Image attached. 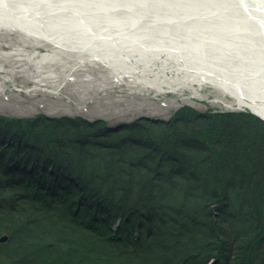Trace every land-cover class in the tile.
Listing matches in <instances>:
<instances>
[{
	"label": "trees",
	"instance_id": "1",
	"mask_svg": "<svg viewBox=\"0 0 264 264\" xmlns=\"http://www.w3.org/2000/svg\"><path fill=\"white\" fill-rule=\"evenodd\" d=\"M250 119L183 107L111 146L100 120L0 116L25 139L0 151V264H264V122Z\"/></svg>",
	"mask_w": 264,
	"mask_h": 264
},
{
	"label": "rangeland",
	"instance_id": "2",
	"mask_svg": "<svg viewBox=\"0 0 264 264\" xmlns=\"http://www.w3.org/2000/svg\"><path fill=\"white\" fill-rule=\"evenodd\" d=\"M71 1L73 0H43L39 4H34L29 0H6L3 5L11 7L15 3L18 5V12H24L29 16L39 13L36 15L39 20L48 19L49 21V18L58 17L54 13L56 10L72 11ZM153 1L155 2L148 4L147 7H139L144 4L141 2L131 11L141 10L143 13L139 14L142 15L155 14L153 11H163V8L169 12L182 11L180 8L175 9V6L161 7L160 3L158 4L159 0ZM188 2L191 3L192 0ZM80 10L89 12V9ZM144 11L147 13L144 14ZM169 12L166 14L170 15ZM115 13L117 15H112L111 19L117 16L118 19L124 20L125 18V20L129 19V23H135L130 19L134 16L130 17L128 14L126 17L127 12L119 9ZM83 16L82 19L80 18L82 24H88L87 14H83ZM146 19L150 20L151 17ZM141 20L144 21L143 18ZM176 20L180 21L181 25L171 27L170 25L175 24ZM186 22L188 19L177 13L174 21L166 25L170 30L166 33H169V36L172 35L171 38H173V33L176 34L179 30L184 29L182 23ZM96 23L98 24V21ZM98 25L104 26L105 24ZM111 33L117 38V44L122 41L125 44L121 45V47L124 46V52L121 55L128 58L125 63L137 64L138 72L135 76L133 73L119 76L116 74L117 72L115 73L114 65H107L102 60L94 58L89 52L81 53L77 49L57 47L43 39L34 40L31 36L29 37L18 30L0 27V116L7 119L26 118L38 121L58 119V126L61 128L68 127L65 125L68 118L78 117L89 122L100 120L105 124L103 139L111 146H115V143L112 144V139L117 134L121 136L135 135L134 130H121L126 128L127 124L137 120L151 121V123L167 120L183 107L195 109L200 113L209 112L212 109L234 116L242 113L249 116L253 123L264 122V118L253 113L246 106L240 105L235 97L226 94L213 84L206 83L200 86V89L195 85L190 86L186 82L157 86L150 80L151 75L156 72L161 77L164 74L168 76L182 74V72L176 71V66H174L176 59L168 57L164 52H159L156 56L154 51L157 48H153V46L149 53L144 51L145 54H140V49H145L143 44L124 41L126 36L117 33L116 30H112ZM178 36L175 38L178 41L182 40L178 39ZM147 41L150 42V40ZM156 43L159 44L161 41L156 40ZM150 44L154 45L153 42ZM44 53L52 54H50V58L41 61V55ZM140 57L145 59V62L142 60L139 62L138 58ZM116 60L119 61L120 58L118 57ZM143 66L148 69L143 70L145 73H142L141 70ZM137 75L139 76L137 77ZM140 77L146 79L143 80ZM225 104L230 106H225ZM9 130L0 126V151H4L6 157L15 153L14 150L6 151L9 149V145L13 144L12 142L23 143L22 141L25 140L20 138L21 132L16 133L18 130L11 132L14 134L9 136ZM116 145L119 148L123 146L121 143ZM6 239L5 234L1 235L0 243ZM207 264L214 263L210 261Z\"/></svg>",
	"mask_w": 264,
	"mask_h": 264
},
{
	"label": "bare ground",
	"instance_id": "3",
	"mask_svg": "<svg viewBox=\"0 0 264 264\" xmlns=\"http://www.w3.org/2000/svg\"><path fill=\"white\" fill-rule=\"evenodd\" d=\"M29 1L39 4L43 0ZM188 1H158L161 7L168 5L182 9L177 12L178 15L188 19V22L182 23L185 28L178 29L176 34L173 33V38L166 33L170 31L166 25L174 21L177 15L175 11L169 12L163 8V11H153L155 14L147 15L139 14L143 13L141 10L131 11L137 4L144 2L139 7H147L148 4L155 2L153 0H73L70 2L72 11L65 12L59 8L60 10L54 12L58 17L49 18V21L39 20L36 16L39 13L29 16L24 12H18L17 4L9 7L3 5L6 0H0V27L18 30L34 40L43 39L57 47L77 49L81 53L89 52L107 65H114L115 73L117 72L119 76L127 73H133L135 76L138 72L137 64L125 63L128 58L121 55L124 52V46L121 45L124 43L122 41L117 44V38L111 33L112 30H116L117 33L126 36L124 41L143 44L145 49H140V54H145L144 51L149 53L153 46L157 48L154 51L156 56L159 52H164L168 57L176 59L174 66L176 71L182 74L175 76L164 74L161 77L156 72L151 75L150 80L157 86L186 82L200 89V86L210 83L235 97L240 105L264 118V0H192L191 3ZM80 9H89V12ZM119 9L127 12L126 17L128 14L130 17L134 16L135 19H130L135 23H129V19L125 18L118 19L117 16L111 19ZM167 12L170 15L166 14ZM146 13L147 11H144V14ZM83 14H87L88 24H82L80 18L82 19ZM150 17V20L146 19ZM142 18L147 21H142ZM96 21L105 25H98ZM176 21V25L173 23L170 26L181 25L180 21ZM177 35H179L177 38L182 40L178 41L175 38ZM155 39L161 43H156ZM112 49L115 52L111 51ZM50 54L52 53L42 54L41 61L50 58ZM118 57L119 61L116 60ZM138 59L139 62L141 60L145 62L141 57ZM145 68L146 66H143L141 69L142 73H145L143 71L147 69ZM20 165L27 168L25 162Z\"/></svg>",
	"mask_w": 264,
	"mask_h": 264
}]
</instances>
